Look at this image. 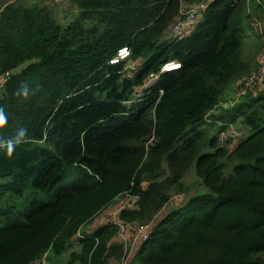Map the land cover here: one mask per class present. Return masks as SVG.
<instances>
[{
	"label": "trees",
	"instance_id": "16d2710c",
	"mask_svg": "<svg viewBox=\"0 0 264 264\" xmlns=\"http://www.w3.org/2000/svg\"><path fill=\"white\" fill-rule=\"evenodd\" d=\"M196 1L69 0L65 23L51 0H13L0 11V75L11 72L0 88L8 116L0 136L27 133L11 156L0 149V175L13 177L0 184V199L28 187L54 198L31 200L24 221L0 227V264L44 254L60 264L68 250L67 264L120 263L117 224L83 227L127 195L137 197L135 207L119 218L147 223L183 192L190 196L152 228L130 264H264V94L237 96L235 87L256 68L238 21L247 0H215L191 33L171 36L175 18ZM124 46L141 60L132 75L127 60L110 61ZM169 60L182 69L162 75L161 98L126 105ZM21 84L39 91L22 100L13 95ZM229 124L250 133L222 145ZM193 163L212 192H191Z\"/></svg>",
	"mask_w": 264,
	"mask_h": 264
},
{
	"label": "built area",
	"instance_id": "2783aa9c",
	"mask_svg": "<svg viewBox=\"0 0 264 264\" xmlns=\"http://www.w3.org/2000/svg\"><path fill=\"white\" fill-rule=\"evenodd\" d=\"M13 0H2L0 2V11ZM55 3H62L65 0H51ZM215 0H199L183 7L181 12L175 18L174 22L170 26L169 33L173 37H184L191 33L198 22L202 18L207 7ZM246 12L250 17L251 24L256 33L261 38V47L257 54L256 68L252 70L248 75L244 76L237 82L238 92L237 96L251 92L253 94H264V1L263 0H247ZM132 54V50L129 47H121L117 54L110 60L111 63L119 60H127L125 69L128 71V75L138 71L140 61L129 59ZM182 69V63L178 60L166 61L160 70L150 72L146 78L136 86L130 97L124 101L126 105L138 106L146 105L158 101L164 93L162 88L155 89L158 81L163 74L167 72H173ZM11 75L10 71L0 75V88L2 84ZM227 105V103H225ZM235 125L229 124L227 128L220 133V142L222 145L236 144L243 136V132L234 127ZM130 196V195H129ZM183 196V193L175 194L174 197ZM136 201V196H131ZM113 223L118 225L117 241L124 245L126 255L120 261V264H130V254L134 249L136 242H144L150 235V231L153 228L154 219L147 223L128 222L119 218L118 221ZM29 264H52L44 254Z\"/></svg>",
	"mask_w": 264,
	"mask_h": 264
},
{
	"label": "rangeland",
	"instance_id": "374dc122",
	"mask_svg": "<svg viewBox=\"0 0 264 264\" xmlns=\"http://www.w3.org/2000/svg\"><path fill=\"white\" fill-rule=\"evenodd\" d=\"M48 1H50V0H48ZM51 2H53V1H51ZM53 3H54V4H52L53 8H56V10H57L56 16H57L58 20L60 22L65 23L71 15V13H70L71 6L69 4V0H65L64 2H62L60 4L55 3V2H53ZM238 21H240V23H241L240 25H241V28H242L243 34H244V37H243V53H244V55L246 56V55H250V54H257V52L259 51V48H260L261 38L256 33V31L254 30V28L251 24V20H250L249 15L246 12H242V14H240V16L238 17ZM139 61H141V60H139ZM254 63L256 64L255 60H254ZM236 88L238 89L237 85H236ZM227 90H233L234 91L233 86H231V85L228 86ZM223 105L225 106V104H223ZM220 107H218L216 110L219 111ZM212 122H214V121H208V124H211ZM216 125H218V124H215L214 128H212L210 130L211 135H213L216 132ZM233 125H235V124H233ZM235 126H234L235 128H238L243 132V135H248L250 133L246 127H241L239 125H235ZM230 146H232V145H230ZM73 175L74 174L72 171L69 172V175L66 176L63 183L69 184L74 177ZM12 179H13L12 176H1L0 175V184L12 181ZM185 180L190 185H192V191H191L192 193L203 194V193L212 192V190L208 186L203 184L202 179L197 175L195 163H193L190 166V169L187 173ZM189 196H190V193H188V192L184 193L183 192V196L174 197V199L172 200V203L169 202L157 214V216L154 218V224L153 225L155 226L157 224V221L159 222V219L161 220L171 210H173V208L184 203ZM33 199L46 202V201H51L54 198H53L52 192L34 189L31 187H28L22 194L8 193V194L4 195L0 199V207H3V209H5V211H8V213L0 215V227L6 225L8 223H15V222L24 221V219H25L24 213L28 209L31 200H33ZM123 199H124V196H120L116 199L115 202H116L117 207H120L122 205L124 208L129 207V203L132 202V200L131 199L129 200V198H128V201H126V203H125V200H123ZM114 203L110 204L107 208L109 209ZM129 208H131V207H129ZM115 213H116L115 211H112V213H110L108 215L109 222H114V221L119 220L118 214H115ZM142 243L143 242H141V241L136 242L133 250H135V248ZM76 250H79V249H76ZM70 253H71V250H68L65 253H63L61 256H57V260L59 261V263L60 264H67L66 262L69 258ZM133 255H134V251H132L130 254V261L133 258ZM53 256L54 255H52V257ZM54 257H56V256H54Z\"/></svg>",
	"mask_w": 264,
	"mask_h": 264
},
{
	"label": "clouds",
	"instance_id": "9594fccd",
	"mask_svg": "<svg viewBox=\"0 0 264 264\" xmlns=\"http://www.w3.org/2000/svg\"><path fill=\"white\" fill-rule=\"evenodd\" d=\"M39 91L38 88H32L28 84H21L14 90L13 95L21 98L22 100H27L31 96L36 95ZM8 123V116L2 106H0V128H3ZM27 140L26 129H18L14 135L10 137L0 136V149L6 151L8 156H11L16 150L17 146L25 143Z\"/></svg>",
	"mask_w": 264,
	"mask_h": 264
},
{
	"label": "crops",
	"instance_id": "0c3cea01",
	"mask_svg": "<svg viewBox=\"0 0 264 264\" xmlns=\"http://www.w3.org/2000/svg\"><path fill=\"white\" fill-rule=\"evenodd\" d=\"M2 0H0V2H1ZM260 47H261V43H260ZM260 49V48H259ZM257 54H258V52H257ZM257 54H255V62H256V59H257ZM236 85H237V83H236ZM236 87V86H235ZM234 145V144H233ZM148 185V182L147 181H145L144 182V186H147ZM128 198H129V200L131 199L132 200V202H130L129 203V207H135V201H134V199L131 197V196H129V195H127V196H124V199L123 200H125V203H126V201H128ZM170 202L172 203V200H170ZM124 203V204H125ZM115 204V205H114ZM109 209L107 208V209H105L104 211H102L98 216H96L95 218H94V220L90 223V224H88V225H85L84 227H83V229H82V232L83 233H92V232H94L98 227H100V226H102V225H104V224H106V223H108L109 222V218H108V215L110 214V213H112V211H115L116 213L115 214H118V216H119V213H120V211H121V209H123L124 207H123V205L122 206H120V207H117V205H116V202L114 203ZM175 204V203H174ZM172 205V204H171ZM159 221H160V219H159ZM157 223H158V221H157ZM113 241H117V236L113 239ZM141 245V244H140ZM140 245H138L136 248H135V250H133L134 251V254H135V252L137 251V249L139 248V246ZM73 249H79V247L78 246H75ZM134 256V255H133ZM116 264H119V263H116Z\"/></svg>",
	"mask_w": 264,
	"mask_h": 264
}]
</instances>
